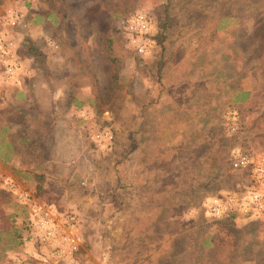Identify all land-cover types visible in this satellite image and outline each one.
I'll return each instance as SVG.
<instances>
[{
	"label": "rangeland",
	"instance_id": "rangeland-1",
	"mask_svg": "<svg viewBox=\"0 0 264 264\" xmlns=\"http://www.w3.org/2000/svg\"><path fill=\"white\" fill-rule=\"evenodd\" d=\"M9 12L22 88L0 108V264H264L249 198L264 187L231 165L264 158V0H0ZM136 12L143 56L120 29ZM23 192L79 237L68 262L36 241Z\"/></svg>",
	"mask_w": 264,
	"mask_h": 264
},
{
	"label": "built area",
	"instance_id": "built-area-1",
	"mask_svg": "<svg viewBox=\"0 0 264 264\" xmlns=\"http://www.w3.org/2000/svg\"><path fill=\"white\" fill-rule=\"evenodd\" d=\"M10 13L0 19V84L13 79L20 67L14 42L4 36V28L15 25L18 20ZM151 22L150 16L142 12H136L120 21L121 33L128 45L139 56L147 54L151 48L153 42ZM251 164V158L245 153H237L231 160L233 168L249 169L256 183L264 187V158H260L253 166ZM21 197L28 200L29 220L36 230V241L51 244L58 249V256L68 262L70 255L80 246L79 237L69 234L64 225L60 226V223L56 222L55 210L51 206L38 202L27 192H23ZM249 198L255 211H264V198L258 191L250 192ZM240 208L245 213L249 210V207L244 204ZM211 210L216 215H223L228 209L220 200L214 199ZM74 220V215H68L65 222L72 225Z\"/></svg>",
	"mask_w": 264,
	"mask_h": 264
},
{
	"label": "crops",
	"instance_id": "crops-1",
	"mask_svg": "<svg viewBox=\"0 0 264 264\" xmlns=\"http://www.w3.org/2000/svg\"><path fill=\"white\" fill-rule=\"evenodd\" d=\"M24 63V62H23ZM22 63V65H23ZM24 69V67H22ZM20 73V72H19ZM18 75H16L15 78L11 79L10 81H8L5 84H0V108L4 109V99H7V94L9 93V91H13V90H18L21 89L22 84L20 82V78L19 76L21 75V73ZM103 264V263H102Z\"/></svg>",
	"mask_w": 264,
	"mask_h": 264
},
{
	"label": "trees",
	"instance_id": "trees-1",
	"mask_svg": "<svg viewBox=\"0 0 264 264\" xmlns=\"http://www.w3.org/2000/svg\"><path fill=\"white\" fill-rule=\"evenodd\" d=\"M29 48H31L32 50H34L35 51V48L34 47H32V44H30V47ZM1 216V218H2V215H0ZM6 228V227H5ZM4 228V229H5Z\"/></svg>",
	"mask_w": 264,
	"mask_h": 264
}]
</instances>
